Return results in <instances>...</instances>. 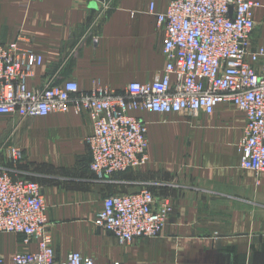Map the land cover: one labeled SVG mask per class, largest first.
Instances as JSON below:
<instances>
[{"label": "crops", "instance_id": "crops-1", "mask_svg": "<svg viewBox=\"0 0 264 264\" xmlns=\"http://www.w3.org/2000/svg\"><path fill=\"white\" fill-rule=\"evenodd\" d=\"M253 1L261 4L254 43L264 46V0ZM169 3L0 0V40L18 41L43 57L30 88L54 77L58 83L77 82L83 92L95 81L120 92L132 82H153L164 71L166 34L150 5L159 14ZM134 114L148 125L149 161L112 182L90 171L85 140L93 127L87 115L55 113L17 123L16 116L0 118V147H5L0 166L42 186L57 259L78 252L95 264H264V173L241 167L245 114L227 104L197 118ZM9 136L12 141L6 142ZM11 144L24 153L16 166L6 148ZM151 182L156 198L173 203L158 238L122 246L95 227L107 196L138 192ZM35 249L16 235L0 234V258L7 264L17 253Z\"/></svg>", "mask_w": 264, "mask_h": 264}, {"label": "built area", "instance_id": "built-area-1", "mask_svg": "<svg viewBox=\"0 0 264 264\" xmlns=\"http://www.w3.org/2000/svg\"><path fill=\"white\" fill-rule=\"evenodd\" d=\"M253 0H170L157 14L166 39V66L153 82H132L122 91L95 81L89 92L75 81L47 78L30 88L34 68L43 57L19 42L0 40V118L19 120L73 112L87 115L93 133L85 144L91 155L90 171L102 182L148 164V125L137 111L197 118L213 115L227 104L246 116L238 147L241 167L264 173V46L255 45ZM12 139L7 140L10 142ZM5 147H0V152ZM13 165L24 160L23 150L6 147ZM155 184L138 192L110 195L103 200L94 225L112 234L122 246L158 238L173 213L170 198H156ZM42 186L15 177L0 166V234H13L34 251L14 255L12 264H95L91 257L71 252L57 259ZM0 264H7L0 258Z\"/></svg>", "mask_w": 264, "mask_h": 264}, {"label": "rangeland", "instance_id": "rangeland-1", "mask_svg": "<svg viewBox=\"0 0 264 264\" xmlns=\"http://www.w3.org/2000/svg\"><path fill=\"white\" fill-rule=\"evenodd\" d=\"M17 122H19V119H18L15 123H17ZM8 134H9V133H8ZM12 135H13V134H12ZM12 135H11V136H12ZM11 136H9L8 138H6V140L11 139V138H12ZM6 137H7V136H6ZM4 138H5V137H4ZM4 138H3V139H4ZM6 140H5V141H6ZM1 257L4 258V259L6 260V258H5L4 256H1Z\"/></svg>", "mask_w": 264, "mask_h": 264}]
</instances>
